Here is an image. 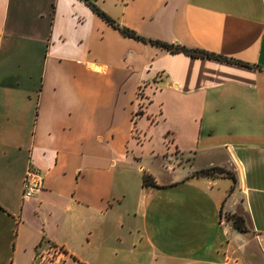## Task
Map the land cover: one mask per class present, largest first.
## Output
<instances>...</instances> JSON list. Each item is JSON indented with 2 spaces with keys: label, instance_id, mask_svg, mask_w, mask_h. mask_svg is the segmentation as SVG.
Returning <instances> with one entry per match:
<instances>
[{
  "label": "crops",
  "instance_id": "1",
  "mask_svg": "<svg viewBox=\"0 0 264 264\" xmlns=\"http://www.w3.org/2000/svg\"><path fill=\"white\" fill-rule=\"evenodd\" d=\"M211 166L234 180L195 172ZM240 207L247 233L225 216ZM47 243L65 264H264L261 0H0V264Z\"/></svg>",
  "mask_w": 264,
  "mask_h": 264
},
{
  "label": "trees",
  "instance_id": "2",
  "mask_svg": "<svg viewBox=\"0 0 264 264\" xmlns=\"http://www.w3.org/2000/svg\"><path fill=\"white\" fill-rule=\"evenodd\" d=\"M88 4L101 17H103L104 19H106L109 22H113L109 18H107L106 15L102 11H100L95 5H93L91 2L88 1ZM115 26L117 27V25H115ZM117 28L120 30V32L122 34H124L126 36L141 40L143 42H147V43L154 45V46H158L164 51H168V52H172V53L182 52L185 55H189V56L197 57V58L207 57V58H213V59L231 60V59L222 57L220 55L207 52V51L202 50V49L189 48V47H185V46L179 45V44L165 43V42H162L159 40L147 39V38H144V37H141V36L135 34L133 31H131L127 28H124V27H117ZM238 63L239 64H247V63H243V62H238ZM197 174H201V175H205V176H228L234 180V177L232 176L230 171H227L223 167H219V166H211V167H207V168H202V169L197 171ZM142 183H143V185H155V182H154L152 176L147 174V173L142 174ZM226 218L228 220H230L232 223V226L235 229L239 230L240 232L247 233L249 231L248 223L246 222L245 218L242 215L234 212V213L227 214Z\"/></svg>",
  "mask_w": 264,
  "mask_h": 264
},
{
  "label": "built area",
  "instance_id": "3",
  "mask_svg": "<svg viewBox=\"0 0 264 264\" xmlns=\"http://www.w3.org/2000/svg\"><path fill=\"white\" fill-rule=\"evenodd\" d=\"M264 3V0H261ZM41 187V175L38 169L27 167L22 178V197L27 199ZM69 255L63 245L47 243L35 251L31 264H65Z\"/></svg>",
  "mask_w": 264,
  "mask_h": 264
},
{
  "label": "rangeland",
  "instance_id": "4",
  "mask_svg": "<svg viewBox=\"0 0 264 264\" xmlns=\"http://www.w3.org/2000/svg\"><path fill=\"white\" fill-rule=\"evenodd\" d=\"M141 94L140 93H137V96L139 97ZM142 96V95H141ZM138 111H139V109H138ZM144 131V130H143ZM147 135H153V138H156L157 137V130H156V128H152L151 130H150V132H147L146 133ZM147 139V138H146ZM133 142H131V145H132V148H134V150H136V151H139L140 152V149H141V146L140 147H133ZM142 154H140L142 157H141V160H142V164H143V166L145 167V168H147V169H149V167L151 166L150 165V158H149V149L151 148L150 146L151 145H153L154 144V142H153V140H151V141H148V140H145V142L143 141L142 143ZM159 158V160L161 161V162H165L166 160H170V158H166V156H159L158 157ZM171 159H173L176 163H181V159H179V157L178 156H172V158ZM152 165L154 166V170H152V171H154L155 172V175L156 174H161V172H160V170L158 169V165L157 164H155V163H153L152 162ZM229 168V167H228ZM163 176H165V175H163ZM220 182H228V183H230V184H232V179L231 178H225V179H221V180H219ZM205 237H206V241L207 240H210L209 239V236H208V234H205ZM236 255L235 256H233V257H236V256H239L237 253H235ZM257 258H258V255L256 256ZM238 263H236V264H246V263H244L240 258L238 259V261H237ZM173 264H175V262H173ZM229 264H234V263H232V261H230L229 262Z\"/></svg>",
  "mask_w": 264,
  "mask_h": 264
},
{
  "label": "water",
  "instance_id": "5",
  "mask_svg": "<svg viewBox=\"0 0 264 264\" xmlns=\"http://www.w3.org/2000/svg\"><path fill=\"white\" fill-rule=\"evenodd\" d=\"M176 156H178L179 157V159H181V155L180 154H177ZM232 164H228L227 165V168L228 169H232L233 168V165L231 166ZM202 169V168H201ZM200 170V169H199ZM198 171V170H197ZM197 171H195V172H197ZM238 180V176H237V174H236V181ZM236 185H238V182H236ZM236 213H238V214H240V215H242L244 218H245V220H246V222L248 223V227H250L251 228V225H250V221H249V216H248V213H247V211L243 208V207H240L238 210H236L235 211ZM232 213H234V212H232ZM228 214V213H227ZM227 214H225V216H227ZM229 222H230V225L232 226V223H231V221L229 220ZM232 228H234L233 226H232ZM235 229V228H234ZM237 232H239V233H242V232H240L239 230H237V229H235Z\"/></svg>",
  "mask_w": 264,
  "mask_h": 264
}]
</instances>
